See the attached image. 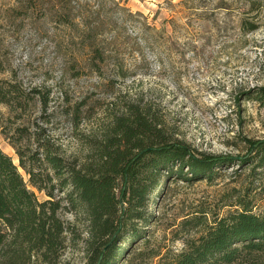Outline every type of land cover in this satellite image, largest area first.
<instances>
[{
    "label": "rangeland",
    "instance_id": "obj_1",
    "mask_svg": "<svg viewBox=\"0 0 264 264\" xmlns=\"http://www.w3.org/2000/svg\"><path fill=\"white\" fill-rule=\"evenodd\" d=\"M23 1L0 0V87L38 88L49 93V107L45 114L34 101L24 111L0 103V148L17 166L11 141L29 156L36 133L67 160L92 161L95 143L133 106L197 153L239 159L264 141V106L248 95L264 85V0ZM19 128L28 134L13 140ZM256 163L234 162L212 183L168 180L142 236L130 247L118 243L119 255L127 247L123 264H165L185 250L201 232L181 223L201 207L222 217L244 198L263 213L264 169ZM61 216L74 221L68 208ZM78 234L62 264L88 263L83 226Z\"/></svg>",
    "mask_w": 264,
    "mask_h": 264
},
{
    "label": "trees",
    "instance_id": "obj_2",
    "mask_svg": "<svg viewBox=\"0 0 264 264\" xmlns=\"http://www.w3.org/2000/svg\"><path fill=\"white\" fill-rule=\"evenodd\" d=\"M248 95L264 106V85ZM31 101L46 114L49 93L27 92L16 83L0 87V103L11 109L24 111ZM26 134L19 128L12 138ZM36 136L37 148L29 156L11 141L19 166L0 148V264H31L33 259L62 264L69 243L78 242L79 226L85 228L87 264H123L127 247L142 236L141 226L152 223L150 208L161 193L157 199L154 194L168 180L212 183L234 162L244 167L257 161L256 168L264 169V141L252 143L251 155L239 159L197 153L171 138L159 119L139 106L115 117L95 143L93 160L84 164L67 160L51 140ZM32 188L47 198L40 201ZM231 206L236 209L222 217L202 207L189 214L181 228L201 233L187 239L186 249L165 264H264V212L254 213L244 198ZM65 208L74 221L62 218ZM126 242L119 255L118 243Z\"/></svg>",
    "mask_w": 264,
    "mask_h": 264
}]
</instances>
